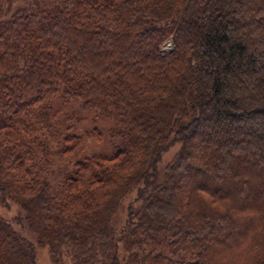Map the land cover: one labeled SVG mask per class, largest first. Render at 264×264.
I'll list each match as a JSON object with an SVG mask.
<instances>
[{
    "label": "trees",
    "instance_id": "16d2710c",
    "mask_svg": "<svg viewBox=\"0 0 264 264\" xmlns=\"http://www.w3.org/2000/svg\"><path fill=\"white\" fill-rule=\"evenodd\" d=\"M85 114L112 148L73 160ZM13 204L0 264H264V0H0Z\"/></svg>",
    "mask_w": 264,
    "mask_h": 264
},
{
    "label": "rangeland",
    "instance_id": "374dc122",
    "mask_svg": "<svg viewBox=\"0 0 264 264\" xmlns=\"http://www.w3.org/2000/svg\"><path fill=\"white\" fill-rule=\"evenodd\" d=\"M171 42L168 40L164 46L163 50L167 51L170 49ZM85 119L82 121L83 129H91L93 127H98L101 131L100 138H97V136H94L93 134H89L85 138V143L82 145V150L80 152V155L74 156L73 160L77 158H82L87 152H103L105 150H111V144L109 142V129L112 126V123L106 119H100L95 117L94 115H84ZM209 122V121H208ZM231 125H234V123H231ZM226 126V125H225ZM204 129H207L206 124H203L201 127H199V130L202 131ZM209 130V129H208ZM226 130V129H225ZM88 131V130H87ZM209 135L215 136L216 132H213L212 130H209ZM179 146L174 145L171 148H169L167 151L163 154V159L161 162V167L164 169L174 158L178 151ZM56 163L62 165V161L58 160L56 158ZM188 175V174H187ZM136 196V191H133L130 193V195L124 200L122 203V206L120 210L117 212V214L114 217V225L116 228H120L124 221L127 218V208L128 204L134 200ZM19 211V206L16 204H13L11 208L3 206L0 207V213L10 219L12 218L17 212ZM28 236L32 238V240L36 244V261L37 264H54L51 258V255L49 253V249L46 246H42L39 243H37V237L33 235L32 233H28Z\"/></svg>",
    "mask_w": 264,
    "mask_h": 264
}]
</instances>
